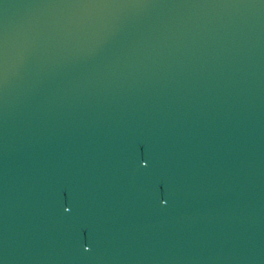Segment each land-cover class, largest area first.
I'll list each match as a JSON object with an SVG mask.
<instances>
[{
	"label": "water",
	"instance_id": "obj_1",
	"mask_svg": "<svg viewBox=\"0 0 264 264\" xmlns=\"http://www.w3.org/2000/svg\"><path fill=\"white\" fill-rule=\"evenodd\" d=\"M264 135V0H0V264H155Z\"/></svg>",
	"mask_w": 264,
	"mask_h": 264
}]
</instances>
